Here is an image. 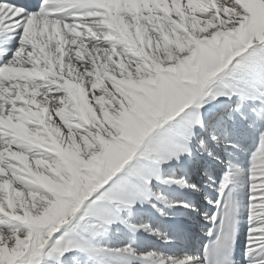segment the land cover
I'll use <instances>...</instances> for the list:
<instances>
[{
  "label": "snow or ice",
  "instance_id": "obj_1",
  "mask_svg": "<svg viewBox=\"0 0 264 264\" xmlns=\"http://www.w3.org/2000/svg\"><path fill=\"white\" fill-rule=\"evenodd\" d=\"M245 213L264 264V0H0V264H237Z\"/></svg>",
  "mask_w": 264,
  "mask_h": 264
},
{
  "label": "bare ground",
  "instance_id": "obj_2",
  "mask_svg": "<svg viewBox=\"0 0 264 264\" xmlns=\"http://www.w3.org/2000/svg\"><path fill=\"white\" fill-rule=\"evenodd\" d=\"M11 53H9V56ZM246 166V164L244 165ZM217 182H219L220 176L219 174L216 175ZM198 184L202 183L201 181H196ZM200 182V183H199ZM207 194L210 198L215 199L216 195L211 190L207 191ZM192 197L194 198V206L198 207V213H191L189 212L186 216H180L175 221H173L174 224H180L183 225L187 231L185 233V236L189 234V236L192 239V244L187 252L189 255H195L202 251L203 243L202 240L205 241V235L204 232L206 231V225L203 220V214L205 209L207 208L206 201L204 200V192H201L200 194H192ZM190 203H193V200L189 201ZM245 204L247 203L246 196L244 197ZM184 218L187 219V222L185 223ZM246 213L242 215L241 217V224H240V245L237 251V262H241L244 264L243 260V246L245 243V236L247 234V222H246ZM112 239V237H109ZM123 239V238H121ZM127 239H123V243H127ZM134 247H137L138 251H163L167 254H177L179 252V247L176 245V243L164 246L161 242L156 241L154 238L148 237L145 234H137V244L134 245ZM68 264H74L73 261L69 260Z\"/></svg>",
  "mask_w": 264,
  "mask_h": 264
},
{
  "label": "rangeland",
  "instance_id": "obj_3",
  "mask_svg": "<svg viewBox=\"0 0 264 264\" xmlns=\"http://www.w3.org/2000/svg\"><path fill=\"white\" fill-rule=\"evenodd\" d=\"M184 221L186 223L187 219L184 218ZM179 242H181V241L176 242V245L179 247L178 253H187L191 247V244H192V239L189 236V234L184 237V239L182 240L181 243H179Z\"/></svg>",
  "mask_w": 264,
  "mask_h": 264
}]
</instances>
